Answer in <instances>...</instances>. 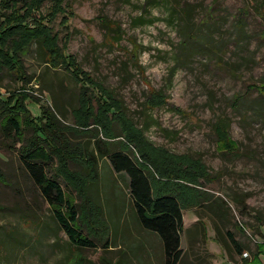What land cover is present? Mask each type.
<instances>
[{
  "label": "rangeland",
  "instance_id": "374dc122",
  "mask_svg": "<svg viewBox=\"0 0 264 264\" xmlns=\"http://www.w3.org/2000/svg\"><path fill=\"white\" fill-rule=\"evenodd\" d=\"M54 5L44 0L35 16L51 18ZM62 7L46 22L57 51L107 90L116 115L107 116L108 130L93 119L83 124L78 84L62 59L48 66L36 43L21 56L25 79L0 72V125L10 115L7 98L20 89L31 96L20 113L21 137L0 126V264H165L160 238L140 224L128 179L101 154L120 150L129 126L150 152L185 157L201 173L197 184L179 180L200 197L183 210L179 264H244L253 255L260 261L264 0H64ZM88 93L97 116L100 93ZM44 109L56 117L45 170L77 206V227L95 248L69 242L21 156L36 138L32 121H47ZM218 123L233 150L219 140ZM128 145L139 159L136 144ZM188 196L184 191L183 202Z\"/></svg>",
  "mask_w": 264,
  "mask_h": 264
},
{
  "label": "trees",
  "instance_id": "16d2710c",
  "mask_svg": "<svg viewBox=\"0 0 264 264\" xmlns=\"http://www.w3.org/2000/svg\"><path fill=\"white\" fill-rule=\"evenodd\" d=\"M53 1H55V5L50 13L51 18H48L35 16V13L40 11L44 0H0V16L2 18L0 21V72L7 70L14 72L18 78L25 79L26 74L21 56L28 51L33 43L38 44L43 55L48 58H46L48 66L53 67L58 59H62L65 65L64 69L78 84L79 102L86 109L85 113H77L80 121L86 124L93 119L94 124H100L104 128L106 126L108 130L110 120L107 119V116L116 115L117 104L111 102L112 97L107 90L99 86L74 61V58L57 51L56 38H52L50 27L46 22L55 20L57 15L65 10L62 7L64 0ZM90 89L100 93L98 98L100 111L98 110L97 116H95L97 112H93V107H91L93 98L88 93ZM30 97L27 92L20 89L13 96L7 98L5 106L8 107L10 115L2 119L1 128L8 131L14 130V133L21 137L20 113L26 111L24 104ZM42 113L43 118L47 120L46 123L40 125L37 124V121H32V126L36 127V138L29 141L21 151L27 172L40 187L44 198L52 209L56 222L69 238V242L76 248H95V242L77 227L80 216L77 206L72 203L62 186L51 179L45 170L44 165L50 163L54 157L53 152L55 151L51 149L48 139H52L50 133L56 125V117L48 109H44ZM29 121H25V124ZM225 126L224 123H218L216 134L220 141H227L226 150H233L235 147L233 143L229 142L228 130ZM126 133H128L127 138L124 136L126 142H121L120 150L102 151V157L109 161L115 174L128 179L130 196L134 202L140 224L145 230L155 233L160 238L165 264H179L183 256L181 248V233L184 231L183 210L188 206V202H196V199L200 198L198 194L196 195V190L188 189V186L182 185L179 180L197 184L198 176L201 173L196 175V169L191 166V162H185V157L179 160L165 153L150 152L151 149L145 144L144 135L134 130L131 131L130 126ZM131 142L136 144V150L139 149V159L128 152V143L131 144ZM61 145H63L62 141ZM56 153L60 163L63 162L65 166L64 151L59 150ZM190 163L191 165H189ZM180 164L185 166L183 170L180 169ZM152 167L157 170L161 179L158 178L159 176L154 177L149 171ZM164 179L167 181L164 182ZM184 191H188L189 196L188 200L185 199L183 202ZM237 253L243 254L242 248H237ZM244 264H260V262L254 257L252 262L246 261Z\"/></svg>",
  "mask_w": 264,
  "mask_h": 264
},
{
  "label": "crops",
  "instance_id": "0c3cea01",
  "mask_svg": "<svg viewBox=\"0 0 264 264\" xmlns=\"http://www.w3.org/2000/svg\"><path fill=\"white\" fill-rule=\"evenodd\" d=\"M254 257H255V256L253 255V258H252L250 261H248V262H252V260L254 259ZM246 261H247V260H246ZM259 262H260V264H264V256H261V257H260V261H259ZM243 263H244V262H243Z\"/></svg>",
  "mask_w": 264,
  "mask_h": 264
},
{
  "label": "built area",
  "instance_id": "2783aa9c",
  "mask_svg": "<svg viewBox=\"0 0 264 264\" xmlns=\"http://www.w3.org/2000/svg\"><path fill=\"white\" fill-rule=\"evenodd\" d=\"M245 256H248L247 254H245Z\"/></svg>",
  "mask_w": 264,
  "mask_h": 264
}]
</instances>
